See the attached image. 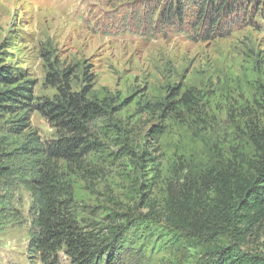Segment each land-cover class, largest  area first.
Returning <instances> with one entry per match:
<instances>
[{
    "label": "rangeland",
    "instance_id": "1",
    "mask_svg": "<svg viewBox=\"0 0 264 264\" xmlns=\"http://www.w3.org/2000/svg\"><path fill=\"white\" fill-rule=\"evenodd\" d=\"M208 1L0 0V66L33 82L35 103L54 100L68 78L115 108L90 126L98 149L58 165L82 226L105 238L98 243L122 229L116 264H205L239 244L236 197L223 183L260 163L264 0H232L218 14ZM15 118L0 119L13 171L0 176V264H47L29 249L31 174L17 153L30 133L47 143L59 132L38 111L19 133ZM250 233L241 249L264 260V221ZM50 255L72 264L65 249Z\"/></svg>",
    "mask_w": 264,
    "mask_h": 264
},
{
    "label": "trees",
    "instance_id": "2",
    "mask_svg": "<svg viewBox=\"0 0 264 264\" xmlns=\"http://www.w3.org/2000/svg\"><path fill=\"white\" fill-rule=\"evenodd\" d=\"M214 1L209 0L208 5L217 14L233 3L232 0L216 4ZM180 8H177L178 13H181ZM204 14L200 10V19ZM18 77L19 73L10 66H0V119L4 115H14L16 118L11 129L19 133L29 127L31 112L38 111L54 123L59 132L56 139L47 143L35 133H30L18 148L17 154L26 158L25 165L31 174L26 185L32 196L30 210L37 232L32 233L29 249L32 252L41 250L47 264L53 263L51 252L61 249H65L72 264H116L119 256L114 242L123 237L122 229L113 232L108 242L98 243L105 238L82 226L72 190L63 183L58 165L60 161L79 164L96 151L98 145L92 140L90 126L105 116L109 108H115L106 99L91 97L86 88L73 90L68 78L64 85L60 84L54 100L35 103L33 82H20ZM165 107L166 111H173L175 102H168ZM162 132L163 127L158 125L151 129L150 136L155 139ZM254 142L260 152V163L255 173L252 176L232 174L223 183L236 197L235 208L230 215V229L239 244L221 246L210 252L205 264H264L258 255L241 249L253 227L264 221V135L254 138ZM2 145L0 140V176H6L13 171L6 164L9 154Z\"/></svg>",
    "mask_w": 264,
    "mask_h": 264
}]
</instances>
